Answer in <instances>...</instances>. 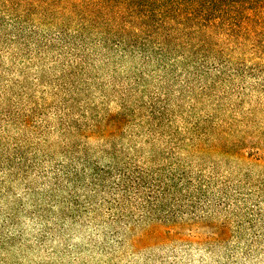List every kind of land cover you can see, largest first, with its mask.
<instances>
[{
  "label": "trees",
  "instance_id": "16d2710c",
  "mask_svg": "<svg viewBox=\"0 0 264 264\" xmlns=\"http://www.w3.org/2000/svg\"><path fill=\"white\" fill-rule=\"evenodd\" d=\"M259 113L264 0H0V249L264 264Z\"/></svg>",
  "mask_w": 264,
  "mask_h": 264
},
{
  "label": "rangeland",
  "instance_id": "374dc122",
  "mask_svg": "<svg viewBox=\"0 0 264 264\" xmlns=\"http://www.w3.org/2000/svg\"><path fill=\"white\" fill-rule=\"evenodd\" d=\"M255 119L258 123H264V113H259ZM249 140L251 141V139ZM250 141L246 142V149L252 148V142ZM250 153L254 154L255 156H252L256 158L262 155L264 156L263 151L261 155H256L253 153V150ZM257 169L256 167V170ZM4 221L5 217H3V214H0V225L4 223ZM21 223H23L22 228L30 235L39 232L43 226L42 223L28 218H22ZM14 231L15 230L9 229L10 236L15 235ZM93 233L94 230H92V227L89 225L83 231L80 230L74 233L73 237H71L67 243L58 240V242L51 244V246L47 244L40 246L37 244L36 239L33 238L30 239L29 242L28 239L25 240V244L23 245L19 243L15 235L11 242L12 245L6 251L7 253L0 249V264H142L144 259L143 252L145 250L136 252L131 247L123 251L115 252L116 257L110 260V255L109 258L108 255L102 254L96 247L91 246V242H88L87 237L89 234L91 237L97 234V232ZM162 234L165 235L164 233ZM157 240L158 239H151V242ZM112 243L113 242L110 240V244ZM25 246H29V248L27 249ZM150 249L155 250L157 248L153 247ZM199 257L200 255L198 252L194 253V264H201ZM203 259L204 261L212 260L208 254H205Z\"/></svg>",
  "mask_w": 264,
  "mask_h": 264
}]
</instances>
